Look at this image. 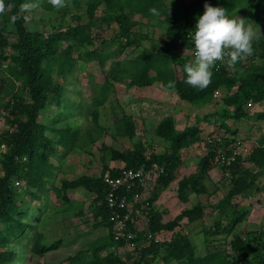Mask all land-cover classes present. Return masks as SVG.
Segmentation results:
<instances>
[{"label": "trees", "instance_id": "obj_1", "mask_svg": "<svg viewBox=\"0 0 264 264\" xmlns=\"http://www.w3.org/2000/svg\"><path fill=\"white\" fill-rule=\"evenodd\" d=\"M28 1L5 0L14 7L0 15V114L3 107L9 119V127L0 133V146L6 147L2 152L0 174V264H31L35 254L44 256L64 243V240L48 242L46 235L37 229L38 223L49 212V190L55 182H59L56 192L83 188L93 195L91 209L94 218L109 225L108 234L94 239L88 251H78L68 258L71 264H154L157 258H162L166 264H264V243L263 247L253 244L251 238L232 240L233 250L241 253L233 260L220 247L200 254L187 234L175 231L185 219L193 222L204 217L206 207L201 203L182 210L169 221H163L162 213L153 206L147 223L143 220V224V217L137 215L130 222V230L137 233L134 240L138 247L129 250L126 241L115 240L105 203L107 176L116 175L121 167L106 168L102 175L83 174L74 179H58L60 162L75 145L79 131L55 127L61 110L50 123L41 119L50 103L61 104L65 100L72 103V97L67 95V81L76 72L79 58L96 59L103 64L115 53L120 57L128 47L139 46L138 37L147 36L143 35L136 15L155 17L159 26H166L165 40L154 41L134 56L126 53L127 56L114 61L111 74L128 82L129 86L143 87L160 82L166 87L169 80L175 81L174 90L179 96L197 106L215 102L226 90L222 98L231 109L197 116L194 124L183 128L178 127L174 115L168 114L156 126V135L169 143L166 152L147 155L142 144L133 143V147L125 150L111 148V155L128 168L158 162L164 172L156 186L168 187L177 181L178 195L186 200L190 190H204L203 177L220 162L217 148L222 147L227 156L239 148L238 131L233 130L227 119L251 117L247 105L264 103V53L260 58L251 56L239 62L233 71L226 61H217L211 69V84L199 91L185 83V65L191 64V57L177 50L195 48L189 33L194 32L206 2L226 8L230 17L245 14L248 10L257 12L256 7L261 8L258 11L262 13L255 17L264 22V0H191L189 3L187 0H173L174 6L166 0H93L85 6L87 17L69 12L57 26L50 25L41 30H30L23 18L15 22L11 19L18 12L19 5ZM101 4L105 7L101 20H106L109 28L117 24L119 30L114 28L112 36L103 38L100 48L75 55L77 48L95 42L92 32L94 28H100L96 9ZM150 8H156L160 15L153 16ZM253 48L254 51L258 49L254 44ZM9 80L11 86L7 88ZM3 96L8 100L5 101ZM253 115L264 119V110ZM213 116L224 119L221 126L230 134L222 141L210 138L211 150L200 159L199 172L185 175L180 170L184 164L183 151L204 141L202 122H208ZM96 117L98 120V114ZM115 128L121 137L133 140L136 136V124L131 116L117 118ZM223 168L233 184L230 193L223 198V206L230 205L237 196H251L258 187L259 176L264 173V133L256 147L236 154L235 160ZM64 197L69 200L67 195ZM218 207L220 205L215 206ZM249 210V207L236 210L227 231L232 232ZM226 228L218 219L210 233L221 234ZM33 229L35 233H32ZM168 231L173 232L170 238L155 240L157 235ZM149 234H152L151 238ZM120 246L129 252L121 254L118 252Z\"/></svg>", "mask_w": 264, "mask_h": 264}, {"label": "rangeland", "instance_id": "obj_2", "mask_svg": "<svg viewBox=\"0 0 264 264\" xmlns=\"http://www.w3.org/2000/svg\"><path fill=\"white\" fill-rule=\"evenodd\" d=\"M91 1L93 0H67L68 7L56 10L48 3V0H39L41 7L30 14L27 26L30 30H41L50 25L57 26L62 17L64 18L69 12L87 17L85 6ZM166 1L174 6L173 0ZM190 1L187 0L188 3ZM28 2H35V0ZM256 9L257 12L248 10L245 14L240 13L234 17L253 22V27L260 29L259 39L253 42L258 49L252 55L260 58L262 57L261 54L264 53V22L258 21V16L255 17V15L262 13L258 11L261 8L256 7ZM104 12V5H99L96 9V18L100 28L96 27L92 32L95 42L77 48L75 55L78 52L85 54L82 51L100 48L103 38L112 36L114 28L116 31L119 30L117 24H113L114 28H109L107 21L101 20ZM135 19L140 22L143 35H147L138 37L139 46L128 47L125 54L120 57L115 53L103 64L96 59L79 58L76 72L71 74L67 81V95L72 97V103L67 100L61 104L50 103L48 109L44 110L41 115L42 120L50 123L51 119L61 110L62 114L57 120L58 122L55 123V127H69L79 131L75 145L71 147L66 157L60 162L61 169L58 170V179H74L83 174L102 175L106 168L124 166L122 161L112 158L111 148L125 150L133 147V143H140L147 155L166 152L169 143L156 135V126L168 114L174 115L178 127L183 128L186 125L194 124L197 116L203 117L214 111L224 112L229 108L231 109L222 98L226 90L215 102L197 106L182 99L176 90L168 89L160 82L143 87L129 86L125 80L114 77L111 74L114 61L127 55L134 56L141 52L144 47H150L154 41L162 42L166 38V26H159L155 17L136 15ZM135 30L138 31L139 28L136 27ZM135 46L136 48H134ZM177 51L190 56L191 63L194 62L195 56L192 55V50L179 48ZM126 53L128 54L126 55ZM258 60L260 61V59ZM9 86H11L10 80L5 87L9 88ZM3 97H5V101L8 100L7 96ZM1 108L3 111L0 114V133L9 127L8 113L3 107ZM246 108L251 117L240 120L227 119L226 122L232 124L233 130L237 129L238 138L242 141V145L245 144L244 147L249 152L261 142L264 133V119H259L253 115L254 112L264 110V103H252ZM96 114H98V120ZM124 115L131 116L135 121L136 136L133 140L121 137L115 128L116 119ZM218 118L213 116L208 122H202L204 141L198 142L183 151L184 164L180 170L185 175L199 172L200 159L211 150L208 143L210 138L222 141L229 136L230 133L220 123L224 119ZM47 132L53 134L51 131ZM217 149L219 157L224 154L222 151L225 150L222 147ZM4 150H6L5 145L0 146V174L2 173L1 157ZM247 165L251 166V164ZM202 183L204 190L200 192L190 190L186 200L178 195L177 181L168 187H157V184H151L146 196L150 198L153 207L162 213L163 221L174 219L182 210L198 203L206 207L204 217L193 222L185 219L175 229V231L187 234L197 246V251L200 254L220 247L226 250L233 260L234 258L237 259L241 253L235 252L232 248V240L236 237L251 238L253 244L263 247L264 173L259 176L258 187L253 190L251 196H237L228 206H223V198L230 193L233 184L230 175L225 172L221 162L214 165V168L203 177ZM57 186H59V182H55L49 190L51 194L49 212L45 219L38 223L37 229L46 235L48 242L64 239L65 243L61 247L48 251L44 256L35 254L31 264H71L68 258L78 251H88V245L95 239L97 232L103 230L101 229L102 225H108L107 223L100 224L96 227L94 226L95 220L92 219L93 216L88 217V209L86 210L83 205H92L94 201V197L89 198L88 192L86 194L87 199L84 201V194L77 193V189H69L68 191L61 189L59 193L55 191ZM66 195L71 198L66 200L64 197ZM216 205H220V207L215 208ZM244 207H249V212L232 232H228L227 229L230 227L231 220L236 216L235 211L238 209L242 211ZM80 211H83V214ZM84 217L91 220L86 222ZM218 219H221L227 228L225 232L215 235L210 233V229ZM32 233H35V229L32 230ZM133 233L137 235L136 232ZM172 234L171 231L163 232L160 233V237L166 239L170 238ZM118 252L125 254L129 251L120 246ZM161 254L163 255L164 252ZM154 264L166 263L162 258H157Z\"/></svg>", "mask_w": 264, "mask_h": 264}, {"label": "clouds", "instance_id": "obj_3", "mask_svg": "<svg viewBox=\"0 0 264 264\" xmlns=\"http://www.w3.org/2000/svg\"><path fill=\"white\" fill-rule=\"evenodd\" d=\"M56 10L69 6L67 0H48ZM11 3L6 4L0 0V15L13 8ZM41 7L39 0L25 2L19 5L18 12L11 19L13 22L23 18L30 19V14ZM153 16H159L156 8H150ZM260 29L253 27V22L244 18H230L228 10L224 7L204 4V13L199 16L194 27V32L189 33L194 42L195 59L191 64L185 65V83L199 91L205 90L212 82V68L217 61H226L230 68L246 61L254 54L253 42L259 39ZM166 87L174 89L175 81L169 80Z\"/></svg>", "mask_w": 264, "mask_h": 264}, {"label": "built area", "instance_id": "obj_4", "mask_svg": "<svg viewBox=\"0 0 264 264\" xmlns=\"http://www.w3.org/2000/svg\"><path fill=\"white\" fill-rule=\"evenodd\" d=\"M1 32V26H0ZM2 53V45L0 42V55ZM194 55L195 48L192 49ZM239 148L233 154L220 156V162L231 164L236 154L247 152L245 144L242 145L239 141ZM164 172L163 166L158 162H153L151 165H142L137 168H128L122 166L119 172L112 176H107V191L105 203L109 209V221L112 223V232L116 241H126V246L129 250H136L138 242L135 239L136 235L130 230V222L137 215L143 217L145 222L149 221V211L152 208V202L146 196L151 184H156L159 176ZM152 237V234H149ZM160 241L159 235L155 238Z\"/></svg>", "mask_w": 264, "mask_h": 264}, {"label": "crops", "instance_id": "obj_5", "mask_svg": "<svg viewBox=\"0 0 264 264\" xmlns=\"http://www.w3.org/2000/svg\"><path fill=\"white\" fill-rule=\"evenodd\" d=\"M78 191H76L77 193L79 192V193H82V194H84L83 195V200L85 201L86 199H87V196H86V194H87V191L85 190V189H83V188H78L77 189ZM89 194V193H88ZM91 197H93V195H90L89 194V198H91ZM69 198H71V197H69ZM79 199V198H78ZM80 200V199H79ZM85 208H86V210L88 209V212H89V214L87 213V215H88V217L90 216V215H92L93 216V211H92V205H83ZM83 212V211H82ZM81 211H80V213H82ZM83 214V213H82ZM85 214V213H84ZM47 215V214H46ZM46 215H45V217H46ZM88 217H84L85 219H84V221H86V222H88V221H90L91 219H89ZM90 218H91V216H90ZM92 219H94L95 220V223H94V226H96V227H98V224L100 223V221H99V219L98 220H96L95 218H94V216H93V218ZM92 222V221H91ZM101 224V223H100ZM103 227L101 228V229H103L101 232H97V235H96V237H95V239L97 238H100V237H102V236H104V235H107L108 234V232H109V225H102ZM62 240H64V239H62ZM64 243H65V240H64ZM64 243H62V245L61 246H63V244ZM60 246V247H61ZM89 246V245H88ZM51 251V250H50Z\"/></svg>", "mask_w": 264, "mask_h": 264}]
</instances>
